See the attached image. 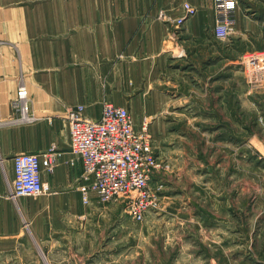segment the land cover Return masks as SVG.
<instances>
[{
    "label": "crops",
    "instance_id": "obj_1",
    "mask_svg": "<svg viewBox=\"0 0 264 264\" xmlns=\"http://www.w3.org/2000/svg\"><path fill=\"white\" fill-rule=\"evenodd\" d=\"M253 1L238 0L233 13L238 27L247 23V8L257 6ZM185 3L197 12L180 28L162 18L163 14L179 18ZM217 19L215 0H0V264H41L26 231V224H33L34 208L27 199L11 195L16 154L58 150L61 158L55 172L43 173L48 195L54 196V203H79L76 193L84 166L71 152L69 108L84 105L87 117L98 119L104 103L111 102L130 111L137 129L143 117L137 122L134 109L152 108L156 118L149 125L151 132L165 122L171 94L184 89L179 80H184L188 91L189 81L196 77L204 89L202 107L235 106L236 88L225 87V77L227 61L236 56L226 53L225 41L215 37ZM175 29H180L178 34ZM191 53L201 57L199 66L192 62L185 72L169 64ZM167 76L171 94L164 89ZM21 84L27 86L39 120L27 126H2L13 115L12 101ZM155 151L163 159L164 154ZM168 195L165 185L162 197ZM91 201L98 200L93 195ZM215 247L219 252L226 246ZM176 264L236 261L218 256Z\"/></svg>",
    "mask_w": 264,
    "mask_h": 264
},
{
    "label": "rangeland",
    "instance_id": "obj_2",
    "mask_svg": "<svg viewBox=\"0 0 264 264\" xmlns=\"http://www.w3.org/2000/svg\"><path fill=\"white\" fill-rule=\"evenodd\" d=\"M253 2L257 6L244 12L246 25L235 22L223 41L226 53L236 56L227 61L225 77V87L236 88L235 106L202 107L200 77L189 81L188 91L180 79L184 89L173 95L170 77L164 79L173 100L163 113L165 122L150 132L154 151L164 154L163 169L152 178L162 182L151 183L160 206L144 221H136L122 203H85L83 180L78 204L54 203L48 194L22 197L34 208L26 231L41 264H176L218 256L264 264V89L250 82L241 63L245 53L264 51V0ZM192 62L199 66L201 57L191 53L169 64L186 72ZM134 110L137 122L143 117L137 127L144 121L153 125L152 108ZM165 185L169 198L162 197ZM216 244L226 247L218 252Z\"/></svg>",
    "mask_w": 264,
    "mask_h": 264
},
{
    "label": "built area",
    "instance_id": "obj_3",
    "mask_svg": "<svg viewBox=\"0 0 264 264\" xmlns=\"http://www.w3.org/2000/svg\"><path fill=\"white\" fill-rule=\"evenodd\" d=\"M217 23L214 35L226 40L234 30L233 13L238 0H215ZM196 8L184 4V14L173 20L176 27L196 14ZM250 82L264 89V51H250L242 56ZM13 115L2 125L31 124L39 120L32 108V100L26 85L21 84L12 101ZM71 152L82 160L84 166L82 194L85 203L92 196L103 204L122 203L138 221L158 209L160 198L151 187L152 178L163 169L151 143L149 122L137 129L130 111L111 102L103 105L98 119L87 117L84 105L67 110ZM61 158L54 147L42 153H20L13 157L14 179L11 195L14 198L38 197L49 193L43 173L52 174ZM162 186V185H161Z\"/></svg>",
    "mask_w": 264,
    "mask_h": 264
}]
</instances>
